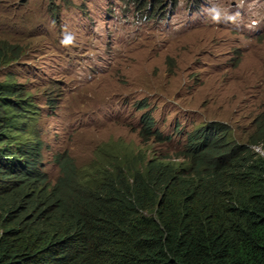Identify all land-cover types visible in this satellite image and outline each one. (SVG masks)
<instances>
[{
    "label": "rangeland",
    "instance_id": "374dc122",
    "mask_svg": "<svg viewBox=\"0 0 264 264\" xmlns=\"http://www.w3.org/2000/svg\"><path fill=\"white\" fill-rule=\"evenodd\" d=\"M123 4L0 0V45L21 49L17 58L0 59V81L22 85L24 110L8 113L13 135L26 140L37 132L50 149H66L80 181L91 186L117 165L129 174L130 166L156 157L180 163L176 152L186 135L208 121L227 124L229 137L249 148L256 140L264 157L257 131L264 116V0H177L170 20L140 23L129 11L117 19ZM61 47L88 56L104 49L109 58L96 76H84L67 66ZM144 112L171 138L146 139L139 129ZM47 168L52 178L58 174L50 159Z\"/></svg>",
    "mask_w": 264,
    "mask_h": 264
},
{
    "label": "trees",
    "instance_id": "16d2710c",
    "mask_svg": "<svg viewBox=\"0 0 264 264\" xmlns=\"http://www.w3.org/2000/svg\"><path fill=\"white\" fill-rule=\"evenodd\" d=\"M170 1L121 0L149 17ZM20 53L0 45V59ZM21 86L0 81V264H264V157L227 137L228 125L191 132L183 164L156 157L129 174L117 165L92 186L58 152L52 181L43 142L12 132ZM142 121L141 134L163 141L150 114ZM257 124L264 140V116Z\"/></svg>",
    "mask_w": 264,
    "mask_h": 264
},
{
    "label": "clouds",
    "instance_id": "9594fccd",
    "mask_svg": "<svg viewBox=\"0 0 264 264\" xmlns=\"http://www.w3.org/2000/svg\"><path fill=\"white\" fill-rule=\"evenodd\" d=\"M123 5L125 6V4H123ZM160 6H162V5H159L157 7L158 10L160 11L159 14L158 15L155 14V15H152L150 17L146 15L147 12L146 13L144 12L145 14H142L141 15V13H143V12H140L139 10H137L135 6L130 7L129 10H128L129 11L128 13H131V15L133 17V19L131 21H133V22L135 21L137 23L144 22V21H147V20H150V19H154L155 20L156 18H162V19H168V20H170L171 14H173V12L176 9L177 0L175 2L174 1L173 2L172 1L166 2V4L163 5L162 8ZM193 10H196V9H193ZM193 10H190V11H193ZM128 13H127V11L125 12L122 9V12H121L122 15L121 16L119 15V16H116V17H117V19L119 17H122V18L125 17V18H127V14ZM113 14L114 13H111V15H113ZM258 23L252 22L251 23V26H256V24H258ZM261 26H263V24H261ZM57 28L59 29V32H60L61 31L60 30V26H57ZM259 28H260L259 26L255 27L253 32H256L258 34L260 32H262V31H260ZM61 33H63V32L61 31ZM111 41H112L111 38L107 39L105 41V43H104V46L108 47L107 45H110L111 44ZM74 48H76L78 51L83 50L82 46H80V45L78 46V48H77L76 45H74ZM61 49L63 51H65L64 52V57H65V61L67 62V66L72 67L73 70H77L78 72H81L84 76H86L85 71H87L89 73V75H88L89 77L94 76V75L96 76V73L98 71L104 69V64H105L104 60H106L107 58H109L108 57L109 53H108L107 56H105V57L103 56L104 49H102L98 53H92L91 52V55H93V56H88V55H86V53H83V54H77V53L71 54L70 53V50L67 47H61ZM108 52H109V50H108ZM90 61H93V63L89 64ZM144 99L145 98H143V100ZM111 102H113L112 101V98L109 97V100H108V108H109ZM143 105H144V103H141V99L138 100L137 106L140 107V106H143ZM144 114H148L149 115L148 112H144L141 115V117L139 118V122H141V126H142V123H143L142 117H143ZM150 116L153 119L152 129H156L158 132L161 133V136L165 137L163 139V141L164 140H167V139H170L171 138V135L170 134H167V133L163 132L158 126H154L155 120H154V118H153V116L151 114H150ZM209 122H213V121L205 122L203 125H205V124H207ZM141 126H140L139 129H141ZM197 128L198 127H195L193 129H191V131L186 135L185 141L182 143L180 150H178L176 152V153H178V157H181L183 160H184V158L181 156V153L180 152L182 151L183 147H185V144L188 143L189 134L191 132H193ZM145 135H146V132H145ZM227 137H229V135ZM145 138L146 139H150V138H153L154 139L155 138V140H158L157 137L155 136V134H152L151 136H146ZM33 139H39L40 141L43 142V148L41 149L42 159H41V162H40L41 167H42V170L45 171L48 174L49 179H51L52 181L56 180V178L59 176V173L61 171L60 162H58V160H56V158H55L56 153L60 152V153H64V155H65V153L69 154L68 151L66 149H57V150L50 149V145H48V143L45 141V139H42L37 132H36V136H34L32 139L29 138V139H26V140H33ZM158 141H160V140H158ZM240 143H243V142H240ZM251 144L253 146V147H251V149L254 150V151H256V152H258L260 155H262L261 152H260V149L261 148L258 147V145H256L258 143L255 141V142H250V145ZM45 150L46 151H49V155L48 154L46 155ZM69 156H70V154H69ZM49 159L51 161H53V163H56L58 165V167H59L58 174L54 178H52V175L50 174V172H49V170L47 168V161H49ZM71 159H73V158L71 157ZM183 160L180 163L183 164ZM73 163H74V160H73Z\"/></svg>",
    "mask_w": 264,
    "mask_h": 264
}]
</instances>
